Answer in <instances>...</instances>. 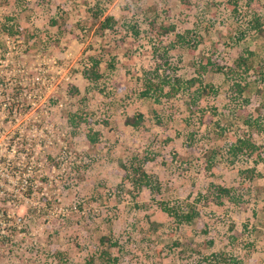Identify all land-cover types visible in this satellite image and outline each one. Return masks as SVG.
Segmentation results:
<instances>
[{"label":"rangeland","instance_id":"obj_1","mask_svg":"<svg viewBox=\"0 0 264 264\" xmlns=\"http://www.w3.org/2000/svg\"><path fill=\"white\" fill-rule=\"evenodd\" d=\"M257 25L264 0H0V264H264V93L255 72L239 94L223 72L264 62ZM236 139L255 148L233 158Z\"/></svg>","mask_w":264,"mask_h":264},{"label":"trees","instance_id":"obj_2","mask_svg":"<svg viewBox=\"0 0 264 264\" xmlns=\"http://www.w3.org/2000/svg\"><path fill=\"white\" fill-rule=\"evenodd\" d=\"M112 18L110 16H106L104 18V21L101 23V26L104 28L105 26L108 25V21H110ZM168 28H171L168 27ZM167 28V29H168ZM166 29V28H164ZM255 32L256 34L264 37V27H261L259 25L256 26L255 28ZM189 46L193 47L194 44H189ZM248 54H250V52H248ZM89 65L88 66H84L82 67L80 73L81 76L83 78H85L88 81L91 82H95L99 77H100V73L97 70V63L98 61L91 59L89 60ZM225 74L224 79L229 81V87L233 89V91H235V93L239 94V91H243L245 88L249 87L250 85H253V82L246 80V77H243V79H239L241 78V74L242 73H248V72H255L257 74V82L256 84L260 85V88L257 89L255 88L254 91L256 92V94L259 96L261 95V93H264V62H260L258 61L256 64H254L253 62V57H246V56H241L238 55L234 61H233V67H228L225 71H223ZM194 79H189L188 82H192ZM256 85V86H257ZM150 89V83H148V79H147V83L145 86V90H149ZM201 91H205L204 89H201ZM140 116L141 114L137 113L136 115H129V116H125L123 122L126 125H130V126H136L140 120ZM68 123L70 125H73L75 127H77L79 124L83 123L84 119L77 113H70L68 116ZM87 139L89 142H93V138L87 135ZM255 148L254 144L252 142H250L248 139H236L235 142L228 144L227 147V151L228 153L232 154V157H236L239 155V153H245L247 154V152L253 150ZM27 149H29V147H25V146H20V147H15L13 154L15 156V158H22V159H26V161L28 160L29 156H28V152ZM212 149H207L205 150V155L207 156V158H211L212 155ZM25 161V162H26ZM13 165L17 167V162H13ZM25 163H22V167L20 169H22L21 174H18V180L19 183L23 184L24 187V191H22V194L25 197H28L29 192L31 190V184H32V179L30 177L29 174H26V176L24 177V175L22 176V174L24 172H26V168L24 167ZM24 168V169H23ZM20 171H18L19 173ZM239 173L247 179V181H251L253 180V177L256 176L258 173L254 172L253 168H244L239 170ZM125 176L126 178H130V182L131 184H133V186L140 188L142 186H147V176L145 174V172L142 170L141 166L138 165L136 167L133 168V170L129 173L125 172ZM212 188L210 189V193L212 198L214 199V201L216 202H220L221 197H225V198H231L233 195V192H231V188L229 187H225L221 184H211ZM1 186V183H0ZM243 185H241V183L239 184V189L242 188ZM264 192V189H263ZM4 196V195H3ZM263 198V204H264V196ZM15 201L17 200L14 199ZM18 201V200H17ZM2 202V201H1ZM163 210L166 211V214L168 216H173L175 218H177L178 220L184 221V222H189L193 219L194 215L196 214V211H194L193 209H189V210H185V211H179L177 209H173V207H163ZM1 214L5 216L6 211L5 209L1 210ZM15 229L10 230L11 232L14 231ZM1 236H3V234H1ZM104 239L106 240V238L104 236H101L99 238V241H101V244L104 243ZM0 246H2L0 244ZM100 255H101V259L104 261H108V253L105 250H100ZM103 257V258H102ZM224 264H245L243 263L241 260H236L233 257H230L227 259V261Z\"/></svg>","mask_w":264,"mask_h":264}]
</instances>
